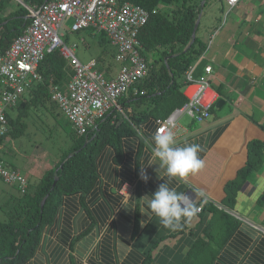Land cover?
Returning a JSON list of instances; mask_svg holds the SVG:
<instances>
[{
	"label": "crops",
	"instance_id": "obj_1",
	"mask_svg": "<svg viewBox=\"0 0 264 264\" xmlns=\"http://www.w3.org/2000/svg\"><path fill=\"white\" fill-rule=\"evenodd\" d=\"M212 13L214 21L200 35L205 37L206 45L195 62L193 74L197 76L205 65L211 66L209 82L222 104L214 110L210 108V116L202 122H194L186 115L177 117L171 130L176 144H200L204 150L199 155L205 166L196 175L173 179L170 186L195 198L196 207L200 200H206L237 220L214 264H264V161L237 190L232 206L223 203L226 182L247 162L248 144L264 140V0H238L232 6L224 3L219 14ZM131 108L127 105L128 110ZM155 129L153 118L142 120L135 133L122 138L118 162L111 147L102 150L97 158L93 188L81 199L63 198L53 225L42 236L41 253L54 241L61 243L67 255L68 244L63 233L67 231L72 238L89 227L85 237L74 245L75 264H126L128 253L143 252L147 241L161 234L165 236L151 251L150 264H175L196 236H204L211 212H196L178 230L166 229L157 217L149 218L139 212V199L151 195L163 183L156 173L158 166L147 162ZM138 145L141 151L135 157ZM134 163L139 165L138 191ZM141 166L148 176L147 182L141 179ZM196 188L202 189L206 197H195L191 189ZM135 215L139 219L138 232L133 238ZM90 236L91 241L86 243V237ZM107 240L112 261L96 258ZM82 247H85L84 254L80 257L78 250ZM43 264H54V261L47 258ZM58 264L71 263L64 260Z\"/></svg>",
	"mask_w": 264,
	"mask_h": 264
},
{
	"label": "trees",
	"instance_id": "obj_2",
	"mask_svg": "<svg viewBox=\"0 0 264 264\" xmlns=\"http://www.w3.org/2000/svg\"><path fill=\"white\" fill-rule=\"evenodd\" d=\"M9 1L0 0V53L7 50L30 21L28 9L21 3L17 2L14 9L4 11ZM44 1L23 0V3L35 7ZM119 1L137 4L148 12L147 20L137 34L141 44L140 51L148 63L147 74L137 83L136 92L130 89L118 99L120 111L113 109L107 112L95 130L77 134L67 121V126L70 125L72 144L60 154L59 159L51 167L41 172L32 190L28 184V189L24 193L12 197V208L4 217H0V264H43L47 258L54 261V264L64 260L75 264L74 245L78 239L85 237L89 227L72 238L67 231L63 233L68 244L67 255L61 243L54 241L48 246L47 251L42 253L39 251L42 236L46 228L53 225L63 198L78 196L81 199L91 191L97 177V158L104 148L111 147L118 162L123 137L135 133L142 120L153 118L156 123L157 118H166L187 100L182 92L185 85L184 72L201 56L206 45L199 34L200 18L193 41L190 43L191 33L195 20L207 0L202 4V0ZM219 1L221 10L226 2ZM97 33L100 35L97 39L99 43L107 41L103 37L105 35L103 32ZM94 60L95 69L109 77V67L100 65V57ZM37 72L41 79L34 83L26 91L27 95L13 107L17 110L16 115L12 117L6 113L9 130L4 137L7 135L16 137L24 132L27 126L25 118L31 108L48 106L52 108L50 89L53 86L63 89L72 75L69 64L57 49L44 54L37 66ZM219 99L220 97L216 102ZM216 102L211 106V110L215 109ZM127 105H131L132 108L128 110ZM4 137H0V146ZM263 148L264 140H254L248 144L246 164L224 186L225 206H232L237 190L249 174L256 171L264 161ZM140 151L141 145H138L135 157L139 156ZM133 170L138 191L137 163L133 164ZM42 199L44 203L41 206ZM200 205V211L212 214L204 228V236H196L189 249L179 256L175 264H214L219 249L226 243L237 225L234 217L217 209L211 203L200 200L197 207ZM138 220V216L135 215L133 238L138 232ZM164 236L161 234L152 238L143 252L128 253L125 256L126 264H150L151 251ZM91 239L92 236L86 237V243ZM108 240L103 242L105 245L101 247L96 258L113 260ZM84 248L78 250V256L84 254Z\"/></svg>",
	"mask_w": 264,
	"mask_h": 264
},
{
	"label": "built area",
	"instance_id": "obj_3",
	"mask_svg": "<svg viewBox=\"0 0 264 264\" xmlns=\"http://www.w3.org/2000/svg\"><path fill=\"white\" fill-rule=\"evenodd\" d=\"M15 1L28 9L30 21L7 50L0 53V137L9 130L7 109L16 106L25 92L41 79L37 66L44 54L53 49L66 59L72 75L63 89L58 86L50 89V99L77 134L95 130L107 112L120 111L118 99L130 89L136 92L137 83L148 71L137 38L148 12L137 4L119 0H45L35 7L25 5L23 0ZM224 1L232 6L238 0ZM67 16L73 19L70 31L89 28L107 36L115 47L114 59L119 64L114 76L106 77L98 72L94 59L82 64L74 55L75 45L67 46L62 41L60 27ZM195 62L184 72L183 94L187 100L166 118L156 119L155 133L172 130L180 115H186L194 122H202L210 116V108L217 99L209 82L211 66L205 65L203 71L194 76ZM0 178L14 185L19 193L28 189L26 176L7 166L2 159ZM200 208L201 205L197 207L198 212Z\"/></svg>",
	"mask_w": 264,
	"mask_h": 264
},
{
	"label": "rangeland",
	"instance_id": "obj_4",
	"mask_svg": "<svg viewBox=\"0 0 264 264\" xmlns=\"http://www.w3.org/2000/svg\"><path fill=\"white\" fill-rule=\"evenodd\" d=\"M16 4L17 1L10 0L4 11L14 9ZM220 5L219 0H207L200 12L199 34L201 36L204 34V28L210 26L214 21L210 12L219 14ZM72 21L73 19L69 16L62 21L60 27V31L63 33L62 41L67 46L75 45L74 55L82 64H86L90 59L100 57V65L108 66L109 76H114L119 66L114 59V46L111 45L105 35L103 37L107 41L99 43L97 40L100 36L99 33L93 32L89 28L70 31ZM217 21L216 18L215 22ZM51 104L52 108L50 106L38 107L37 109L31 108L25 118L27 126L24 132L16 137L5 136L0 146V158L7 166L16 168L27 177L29 189L31 190L34 188L41 172L51 167L59 159L60 154L72 144L70 125L67 126V118L53 102ZM7 113L14 117L17 110L9 108ZM184 118L186 119V117ZM18 194L16 187L2 181L0 178V217H4L12 208V197ZM150 240L147 241V245ZM139 244L142 246L141 243ZM147 245L145 248H147Z\"/></svg>",
	"mask_w": 264,
	"mask_h": 264
},
{
	"label": "clouds",
	"instance_id": "obj_5",
	"mask_svg": "<svg viewBox=\"0 0 264 264\" xmlns=\"http://www.w3.org/2000/svg\"><path fill=\"white\" fill-rule=\"evenodd\" d=\"M152 142L147 162L149 165L158 166L156 173L163 183H160L151 195L146 194L139 199L141 202L139 212L149 218L157 217L166 229L178 230L196 214L198 209L193 204L195 198H191L185 191H177L170 183L173 179H184L202 170L205 162L199 154L204 149L198 143L178 146L171 130L157 131L152 135ZM140 175L141 179L147 182L148 176L143 172V166ZM191 192L195 197H206V193L200 188L191 189Z\"/></svg>",
	"mask_w": 264,
	"mask_h": 264
},
{
	"label": "water",
	"instance_id": "obj_6",
	"mask_svg": "<svg viewBox=\"0 0 264 264\" xmlns=\"http://www.w3.org/2000/svg\"><path fill=\"white\" fill-rule=\"evenodd\" d=\"M204 0L201 1V4L203 3ZM199 18H200V14H198L196 20H195V23H194V26H193V30H192V33H191V41L190 43L193 41V38H194V35H195V30H196V27L198 25V22H199ZM186 49V48H185ZM222 104V101L221 100H218L215 104L216 107H219L220 105ZM44 203V199H42L41 201V206L43 205Z\"/></svg>",
	"mask_w": 264,
	"mask_h": 264
}]
</instances>
